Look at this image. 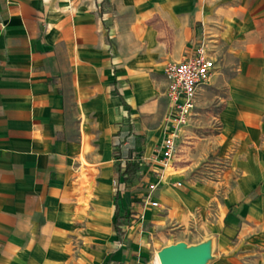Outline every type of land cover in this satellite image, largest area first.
Segmentation results:
<instances>
[{"label":"crops","instance_id":"1","mask_svg":"<svg viewBox=\"0 0 264 264\" xmlns=\"http://www.w3.org/2000/svg\"><path fill=\"white\" fill-rule=\"evenodd\" d=\"M199 46L212 78L239 63L217 119L219 136L250 143L236 195L254 199L264 0H0V264H154L156 211L193 201L170 187L176 155L166 169L154 160L168 129L164 68Z\"/></svg>","mask_w":264,"mask_h":264},{"label":"rangeland","instance_id":"2","mask_svg":"<svg viewBox=\"0 0 264 264\" xmlns=\"http://www.w3.org/2000/svg\"><path fill=\"white\" fill-rule=\"evenodd\" d=\"M238 64L221 63L220 72L197 95L191 120L183 127L182 133L189 138L176 142L174 179L181 185L170 183V187L176 193L189 194L193 201L179 204L176 212L161 203L156 211L147 230L154 264H158L156 255L162 248L179 242L187 246L208 242L211 252L206 264H264V175L256 187V198H238L237 189L247 174L237 166L249 161L241 155L250 143L235 142L233 135L219 136L218 114ZM138 179L145 190L146 182L142 176ZM1 253L0 249V258Z\"/></svg>","mask_w":264,"mask_h":264},{"label":"built area","instance_id":"3","mask_svg":"<svg viewBox=\"0 0 264 264\" xmlns=\"http://www.w3.org/2000/svg\"><path fill=\"white\" fill-rule=\"evenodd\" d=\"M214 71L215 62L203 46H199L191 57L181 62L166 64L164 77L167 81L166 97L169 103L166 118L168 129L154 159L160 168L166 169L172 165L179 133L193 115L199 90L210 82ZM154 189L155 186H151L150 193ZM146 200H149V195ZM149 204L157 207L156 203Z\"/></svg>","mask_w":264,"mask_h":264},{"label":"water","instance_id":"4","mask_svg":"<svg viewBox=\"0 0 264 264\" xmlns=\"http://www.w3.org/2000/svg\"><path fill=\"white\" fill-rule=\"evenodd\" d=\"M210 252L208 242L195 246L179 242L162 248L157 257L160 264H206L210 259Z\"/></svg>","mask_w":264,"mask_h":264},{"label":"trees","instance_id":"5","mask_svg":"<svg viewBox=\"0 0 264 264\" xmlns=\"http://www.w3.org/2000/svg\"><path fill=\"white\" fill-rule=\"evenodd\" d=\"M138 169V164L136 162H131L127 165H125L124 169L122 170L121 173V177L124 181L128 180L129 178H131L136 170ZM115 220H114V226L115 229L117 230L116 226H117V217H116V212H115Z\"/></svg>","mask_w":264,"mask_h":264},{"label":"bare ground","instance_id":"6","mask_svg":"<svg viewBox=\"0 0 264 264\" xmlns=\"http://www.w3.org/2000/svg\"><path fill=\"white\" fill-rule=\"evenodd\" d=\"M156 261H157L158 264H160L157 255H156Z\"/></svg>","mask_w":264,"mask_h":264}]
</instances>
